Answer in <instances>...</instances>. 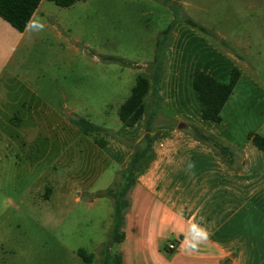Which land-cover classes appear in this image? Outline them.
<instances>
[{
  "label": "rangeland",
  "instance_id": "obj_1",
  "mask_svg": "<svg viewBox=\"0 0 264 264\" xmlns=\"http://www.w3.org/2000/svg\"><path fill=\"white\" fill-rule=\"evenodd\" d=\"M194 3L197 9L186 11L179 0H88L70 16V37L34 48L35 68L31 77L24 73L37 78V95L9 116L6 101L0 104V264H85L80 249L93 255L92 264H104L114 203L96 194L120 181L124 154L101 151L71 119L84 118L107 130L99 138L132 149L138 131L124 127L118 111L140 75L151 79L157 40L172 23L166 52L170 47L187 97L196 95L190 79L199 72L229 83L237 69L264 87V0ZM233 40L244 42L242 55ZM242 108L248 126H257L264 103L251 98ZM110 254L118 256L114 246Z\"/></svg>",
  "mask_w": 264,
  "mask_h": 264
},
{
  "label": "crops",
  "instance_id": "obj_2",
  "mask_svg": "<svg viewBox=\"0 0 264 264\" xmlns=\"http://www.w3.org/2000/svg\"><path fill=\"white\" fill-rule=\"evenodd\" d=\"M195 1L179 0V4L187 11L197 9ZM87 2L60 8L43 0L33 16L44 24L42 31L29 26L20 33L0 17V104L6 101L8 116L27 110L28 96L37 95L33 88L37 78H29L36 65L31 61L34 48L50 39L70 37V16ZM217 36L224 42L229 39ZM243 44L231 43L239 53ZM169 48L159 94L155 97L150 91L145 115L132 127L138 131L135 146L149 127L155 158L136 177L125 239L114 246L115 254L121 264H264V152L249 140L251 133L264 137V111L253 127L248 126V113L242 108L251 98L264 103L262 80L244 78L238 70L241 77L222 111V122H206L197 94H184L181 74L168 59ZM197 74L190 79L192 86ZM210 138L228 147L233 158L223 156ZM100 150L122 152V171L133 155V148L120 143L107 142ZM196 225L207 235L193 249L185 238L191 237ZM170 244L176 250H170Z\"/></svg>",
  "mask_w": 264,
  "mask_h": 264
},
{
  "label": "trees",
  "instance_id": "obj_3",
  "mask_svg": "<svg viewBox=\"0 0 264 264\" xmlns=\"http://www.w3.org/2000/svg\"><path fill=\"white\" fill-rule=\"evenodd\" d=\"M43 0H0V17L10 24L20 33L25 32L26 24L30 18H33ZM60 8H70L78 2L86 0H48ZM169 1V0H168ZM176 1V0H175ZM176 6V5H175ZM175 23V22H174ZM172 23L157 40L154 61L150 65L151 79L139 76L136 79L135 86L132 88L130 97L121 105L118 116L121 123L128 127H134L145 115V99L153 90L157 97L160 90V84L165 72L167 58L166 46L170 40V35L175 24ZM184 23L203 33L210 34L208 30L201 27L189 18L184 19ZM106 62L131 66L132 63L116 57L104 58ZM241 74L238 70H233L229 83H222L210 74L199 72L193 80V89L196 92L199 101L202 104V119L206 122L219 124L222 122V111L231 98L234 89L239 82ZM71 122L85 135L94 137V143L100 149L107 145L105 139L99 138L100 133L107 132L106 129L96 126L84 118H72ZM212 141L215 147L223 156L231 160L232 151L223 144ZM249 140L261 152H264V137L251 133ZM133 155L129 166L120 173V181L114 182V185L104 191L96 194L97 198H110L114 203V225L111 232V241L105 245L102 254L105 256L104 264H121L119 256H112L110 251L113 246L120 244L125 239L124 227L126 216L131 207L130 193L135 185L136 177L142 173L148 164L155 158L152 151V140L149 134V127L143 141L138 145H133ZM50 192V191H48ZM48 196V194H47ZM77 255L85 264H92L93 255H88L84 250H79Z\"/></svg>",
  "mask_w": 264,
  "mask_h": 264
},
{
  "label": "clouds",
  "instance_id": "obj_4",
  "mask_svg": "<svg viewBox=\"0 0 264 264\" xmlns=\"http://www.w3.org/2000/svg\"><path fill=\"white\" fill-rule=\"evenodd\" d=\"M29 26H31V28L36 31H42L44 28V24L40 21L39 17H36L35 19L30 18L26 24V28H28ZM206 235L207 233L204 228L200 227L199 225H196L192 229L191 237H186L185 239H190L192 248L195 249L197 245L203 242V238L206 237Z\"/></svg>",
  "mask_w": 264,
  "mask_h": 264
},
{
  "label": "built area",
  "instance_id": "obj_5",
  "mask_svg": "<svg viewBox=\"0 0 264 264\" xmlns=\"http://www.w3.org/2000/svg\"><path fill=\"white\" fill-rule=\"evenodd\" d=\"M176 248H177V247H175L174 244H170V245H169V249H170V250H176Z\"/></svg>",
  "mask_w": 264,
  "mask_h": 264
}]
</instances>
